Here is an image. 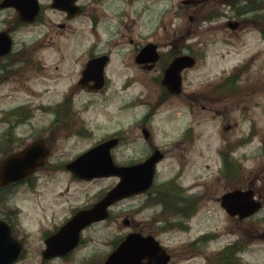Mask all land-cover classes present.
<instances>
[{"label": "rangeland", "instance_id": "rangeland-1", "mask_svg": "<svg viewBox=\"0 0 264 264\" xmlns=\"http://www.w3.org/2000/svg\"><path fill=\"white\" fill-rule=\"evenodd\" d=\"M130 2L121 0L123 15L119 18L115 16L119 3L106 0L105 5L109 7L103 6L101 12L107 15L96 27L79 19L65 30L58 26L59 15L47 9L44 28L54 39L35 54L36 59L44 61L45 68L33 69V60L17 63L15 68L14 105L23 103L37 108H33L32 117L15 125L14 149L33 137H47L53 145L47 161L57 163L84 151L103 134L118 129L134 130L137 119L149 111L153 98L162 91L161 85L148 86L144 79L153 74L161 77L164 64L161 62L152 72L142 71L134 62L139 44L147 40L159 43L167 60L179 49L191 51L197 62L186 73L184 92L194 103H187L184 97L169 99L156 107L148 126L156 134L159 148L169 150L158 164L157 180L180 175L179 181L185 187L198 190L202 186V200L198 212L183 220L187 230L168 226L171 231L159 235L166 245L175 248L171 264H218L217 252L236 238L248 240V247L241 254L243 264H264V240L260 238L264 219H258L257 215L250 220L231 217L219 200L223 192L235 187L245 188L252 179L256 180V189L264 195V0H200L198 5L183 4V0ZM246 3L253 10L239 17V10ZM147 4L153 13L148 9L140 11V7ZM229 20L240 21V27L232 30L227 25ZM49 21L51 24L47 23ZM41 26L34 28L32 33L41 34ZM84 32L92 39H84ZM76 36L83 41L82 45L78 44L84 46L80 52L87 49L84 44L95 42V48L115 56L109 68L110 85L102 92L81 95L90 110H82V103H75L85 127L93 133L86 139L67 135L66 130L54 131L55 113L41 108L42 105L59 104L70 87L73 56L68 53L66 37ZM172 43H176V47ZM83 58H79L78 69L83 65ZM239 67L238 80L232 86L220 87L224 77ZM186 128L192 129L194 137L202 133V145L197 139L189 151H170V141ZM2 131L0 125V135ZM141 132L137 127L136 133L141 136ZM127 137H131L129 132ZM148 153L147 145L137 142L119 146L115 156L123 162ZM225 153L240 168L239 175V168L229 175L223 173L224 159L226 167L231 162L224 158ZM69 177L64 169L41 167L32 183L15 190L11 205L20 210L29 240L28 258L20 264H37L43 247L41 235L45 230L64 219L68 208L94 200L101 190L117 180L104 177L80 182ZM157 210L160 215L161 206ZM122 217L115 223H120ZM113 223L110 219L106 222ZM200 234L210 235L196 248L191 247L189 242Z\"/></svg>", "mask_w": 264, "mask_h": 264}, {"label": "flooded vegetation", "instance_id": "flooded-vegetation-1", "mask_svg": "<svg viewBox=\"0 0 264 264\" xmlns=\"http://www.w3.org/2000/svg\"><path fill=\"white\" fill-rule=\"evenodd\" d=\"M36 1L39 7V12L33 19L27 20L23 18V10L25 11L26 8L30 13L32 0H18L19 7L13 5L11 0H0V125L3 126V131L0 135V160L8 153L10 149H13L16 120L18 121L17 125H19L21 123V119L24 120L28 117H32L34 114L33 108H37L36 106L26 105L23 103L18 106L14 105V101L12 99L14 98L15 68L17 63L26 60L27 62L32 60L35 62L34 66L32 65L33 69L42 70L45 68L46 65L44 64V61L42 59H36L35 54L37 49L44 47V45L51 44V42H48L54 39L53 36H49V33L46 32L44 28V21H46L47 18V9H50L55 14L59 15L60 22L58 23V26L65 30L72 25V22H76L79 19H85V24L90 22L92 26L94 25V27H96L99 21H101V19L106 14V12H101V8L103 6L109 7L108 5H105L106 0H77L76 3L80 5L81 11L80 14L75 16V14H70L68 10L52 7L53 0H49V2L45 0ZM115 1L119 3L117 6L118 10L115 12V16L121 18L123 15V11L121 10L123 4L121 5V0ZM130 1V3L133 2V0ZM198 4L199 2L195 5ZM143 9L151 10L153 13V9L149 4L140 7V11H143ZM50 21L47 23L51 24ZM39 25H42L41 34H33V29ZM83 34L84 39L87 40L91 38L88 34L87 37L85 32ZM66 39L67 45L70 48L68 53L73 56V72L71 71L70 75L72 80L68 83V86L70 87L66 91V95L63 96L59 101V104L53 106L42 105L41 108L44 111H52L55 113V118L52 120V124L55 126L54 131L63 132V130H66L67 135H73L82 139H86L87 137L92 136L93 133L91 132V129L85 127L86 123H84L80 117V108H75V103L77 101L78 103H82V105H80L82 110H90V105L81 97V95H86L84 94L86 92H102L108 85H110L112 77L109 76V68L112 62L115 61V56L112 53L100 51L95 48V42H92L91 45H88V43L84 44L87 46V49L80 52L79 49L84 47H79L78 45L79 43H81V45L83 44V41H81L80 38L76 36L66 37ZM153 43L157 44V51L160 55L156 61H153L152 51L142 53L144 48L150 46ZM172 45L176 47V43H172ZM183 53H185V51H183V49H179V51L172 58L167 60L165 51L162 49V47H160V44L147 40L145 42H141L137 47L134 55V62L140 67L142 71L147 72L154 71L162 62L164 64L161 68L164 74V71L170 61L173 60L176 55ZM102 55H108V60L104 66V88L97 91L91 88L94 86V79L97 76L94 73H91L89 78H84L83 70L91 60H94ZM82 56H84L82 59L83 65L78 69L77 65L79 63V58ZM138 56L140 61H137L136 59ZM188 69L189 68L182 70L183 87L179 93H173L166 86L160 84V77H156L154 74L153 76H148L146 79H144L148 86L153 83H158L161 85L162 91L155 97V99L153 98L151 103L153 106L149 109V111H147L140 118V120L139 118L137 119L136 123L134 124L135 129H131L130 131L128 129H118L117 131L103 134L102 137L96 139L93 143H91L90 146L94 147L106 140L114 138L118 141L117 144L111 148V152L116 162L129 165L144 161L153 151L159 149V145L157 144L158 138L148 126L149 121L152 119L153 113L156 110V107L159 104L165 103L169 99H180L181 97H184V100L189 104L190 101L194 103V101L190 98L191 96L184 92V79ZM138 79L139 77L137 76L136 80ZM47 84L50 85V83ZM199 103H201L202 108V98L200 99ZM85 111H83V113ZM137 127H140L142 131L141 136L136 133ZM128 132L131 137H127ZM197 139L199 140V143L201 141L202 145V133L201 135L198 134L197 137H194L192 129L186 128L182 132L177 133V135L170 141V151L173 150L182 153L189 151L190 146L195 144ZM48 141H50L49 138ZM55 141L57 140L55 139ZM137 142L146 144L149 153L140 158H132L123 162H119L115 156L116 149L123 144L132 145L133 143ZM168 151L169 150L166 152ZM165 155L166 153L164 152L163 159H165ZM75 157L76 156L65 160V163L58 162L59 164L57 166L62 168L67 162H69L70 159L72 160ZM67 173L70 176L69 178H72L73 181H91L79 178L72 172ZM179 179L180 175H177L173 179H167L163 181H158L156 177L152 186L148 190L127 198H123L112 204V211L110 210V215L107 220L93 222L83 228L79 236L78 244L73 250L54 258H44L43 249L45 247L44 243L46 237L52 232L66 225L79 209L90 207L94 202L98 201L112 186L101 190L94 200L81 206L76 205L68 208L66 217L56 225L52 226L51 229L45 230V232L41 235L43 247L41 248L40 257H38L39 261L37 264H104L106 258L112 253V251L131 233H140L142 236L152 235L158 239L166 251L171 255L170 262L167 263L171 264L175 256V248L172 249L169 245H166L159 234L169 233L171 230H168L167 227L174 226L175 221L176 226L173 229L178 228L187 230L188 227L184 226L183 220L190 217L191 212L199 207L202 198V191L200 189L202 186L199 187L198 190L185 187L179 181ZM32 180L33 178H29L24 182H12L6 185H0V218L10 225L13 236L20 240L24 248L19 259L13 264H20L22 261H25L28 258L27 254L29 250V240L25 232L26 228L24 227L23 221L21 220L20 210L18 207L11 205V200L15 190L19 186L26 183H32ZM159 206H161L160 215L158 214L157 210ZM143 214H145V216H143ZM115 215H119L116 217L117 221L123 216L120 223H115L117 222L115 220ZM109 219L114 223L106 224ZM148 219H151V221H148ZM164 223H166V227ZM103 241L106 242L102 245H97ZM199 242H202V238L195 237L189 242V245L193 248H196ZM199 251L202 252L200 249ZM144 261L147 264L150 262L149 259H145ZM139 264H143V261H140Z\"/></svg>", "mask_w": 264, "mask_h": 264}, {"label": "water", "instance_id": "water-1", "mask_svg": "<svg viewBox=\"0 0 264 264\" xmlns=\"http://www.w3.org/2000/svg\"><path fill=\"white\" fill-rule=\"evenodd\" d=\"M11 3L19 7L18 0H11ZM74 4L75 0H54L52 6L67 9L71 12L70 14H76L80 11V8ZM38 9L36 0H32L30 13L26 8L25 11L22 8L23 18L32 19ZM238 25V21L230 23L232 28H236ZM155 49V45H150L145 51H152L156 54ZM155 58L153 57V59ZM105 61L106 56H101L90 62L84 71L85 78L90 77L91 71L97 76L95 78L97 82L95 86L97 88L102 84V71L101 69V72L98 70V64L96 63L103 65ZM194 62V58L189 55L176 57L167 69L163 82L172 90L179 91L180 70L185 66L193 65ZM93 65L96 67H93ZM112 145L111 141L105 143V145L101 144L67 164V168L84 178L111 174L120 175L122 178L93 208L80 211L61 230L48 237L46 240L48 246L45 251L46 256L61 254L70 250L76 244L78 232L84 225L93 220L106 217L108 205L124 196L145 190L151 184L155 174L156 162L162 155L156 151L145 162L131 166H117L113 163L109 153V148ZM46 154L47 147L45 142L42 139H38L6 156L0 163V184H7L11 181L23 180L29 177L38 166L44 164ZM222 205L231 214L238 213L241 217L247 216L259 207L258 203L252 201L251 192L248 190H235L224 194L222 196ZM72 226H77L78 228L73 242L66 247L57 246L58 239L64 232L71 230ZM150 241L151 237L131 234L110 256L106 264H129L130 262L135 264L137 259L146 256L148 250L154 251L152 255L155 260L162 263L167 262L170 258L169 255H163L160 252L161 247L159 244L153 239L152 242ZM21 250L22 244L12 236L11 227L0 219V264H11L20 255Z\"/></svg>", "mask_w": 264, "mask_h": 264}, {"label": "trees", "instance_id": "trees-1", "mask_svg": "<svg viewBox=\"0 0 264 264\" xmlns=\"http://www.w3.org/2000/svg\"><path fill=\"white\" fill-rule=\"evenodd\" d=\"M251 6H249V4H247L246 6L242 7L243 9L239 10L240 13H243V12H250L252 11L253 9H250Z\"/></svg>", "mask_w": 264, "mask_h": 264}]
</instances>
